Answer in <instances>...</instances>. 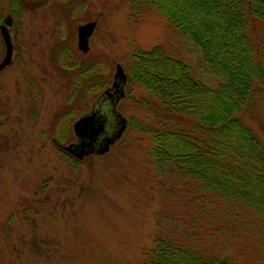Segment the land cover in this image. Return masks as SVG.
<instances>
[{"label": "rangeland", "instance_id": "rangeland-1", "mask_svg": "<svg viewBox=\"0 0 264 264\" xmlns=\"http://www.w3.org/2000/svg\"><path fill=\"white\" fill-rule=\"evenodd\" d=\"M3 1L7 14L11 1ZM20 1L15 29L20 71L7 75L0 97V264H142L158 237L184 240L194 212L180 181L151 159L150 139L129 128L130 118L151 124L135 102L147 93L126 85L117 110L127 129L105 155L72 161L54 140L62 146L77 141L74 123L112 86L117 64L128 74L133 46L162 45L181 56L198 79L208 85L217 81L189 38L155 12L132 19L128 0ZM88 21L97 26L88 54H79L105 60L112 76L94 98L63 76V50L59 57L49 56L54 46L71 44L68 61L77 58L83 65L74 51L77 28ZM246 122L264 145V103ZM242 225L249 233L243 239L245 262L264 264V220L247 215Z\"/></svg>", "mask_w": 264, "mask_h": 264}, {"label": "trees", "instance_id": "trees-1", "mask_svg": "<svg viewBox=\"0 0 264 264\" xmlns=\"http://www.w3.org/2000/svg\"><path fill=\"white\" fill-rule=\"evenodd\" d=\"M128 2L132 19L155 12L189 38L217 81L198 79L162 45L133 46L127 86L147 93L135 102L151 124L130 118L129 128L150 139L151 159L180 181L194 211L184 240L158 237L142 264H256L245 262L249 233L242 222L247 215L264 220V145L246 122L264 103V0ZM61 45L53 58L63 53L62 74L76 80L77 91L94 98L109 87L105 60H89L75 48L83 65L71 63L65 58L73 56L71 44Z\"/></svg>", "mask_w": 264, "mask_h": 264}, {"label": "water", "instance_id": "water-1", "mask_svg": "<svg viewBox=\"0 0 264 264\" xmlns=\"http://www.w3.org/2000/svg\"><path fill=\"white\" fill-rule=\"evenodd\" d=\"M96 26L97 22L93 21L78 27L77 46L83 54H88L90 50L89 42ZM128 79L124 67L117 64L112 86L100 95L91 112L74 123L73 130L78 141L63 146L66 153L79 161L94 154L105 155L122 138L128 121L117 107L126 97Z\"/></svg>", "mask_w": 264, "mask_h": 264}, {"label": "flooded vegetation", "instance_id": "flooded-vegetation-1", "mask_svg": "<svg viewBox=\"0 0 264 264\" xmlns=\"http://www.w3.org/2000/svg\"><path fill=\"white\" fill-rule=\"evenodd\" d=\"M10 1H11L10 6H9L10 8L8 9V12L6 14L5 8H4V4L6 3H3L4 1L0 0V97H2V93H3L1 90V87L3 86L4 79L6 80L8 78L7 75L9 74H12V75L14 74L13 77L18 76L19 71H20L19 69L21 66V59H20L21 55L19 51L20 47L18 43V37L16 34V30H15L18 25L17 21L19 20L21 1L20 0H10ZM88 22H93V21H88ZM77 36H78V28H77ZM54 51H55L54 49H51L49 56L50 55L53 56ZM65 58L68 60V56L66 54H65ZM48 61H49V58H48ZM51 61H52V58H51ZM49 64L50 62L47 65ZM8 80L9 78L7 79V81ZM30 80L32 81V78ZM31 81H30V87L32 85ZM77 141H74V142H77ZM54 142L56 143L57 146H59V149L63 151L62 144L56 140H54ZM2 146H3L2 139H0V150H2Z\"/></svg>", "mask_w": 264, "mask_h": 264}]
</instances>
